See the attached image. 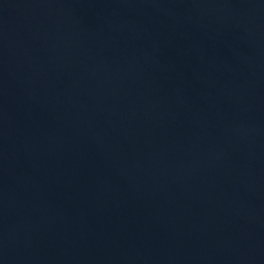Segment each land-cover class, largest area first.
<instances>
[{"label": "water", "instance_id": "95a60500", "mask_svg": "<svg viewBox=\"0 0 264 264\" xmlns=\"http://www.w3.org/2000/svg\"><path fill=\"white\" fill-rule=\"evenodd\" d=\"M0 264H264V0H0Z\"/></svg>", "mask_w": 264, "mask_h": 264}]
</instances>
